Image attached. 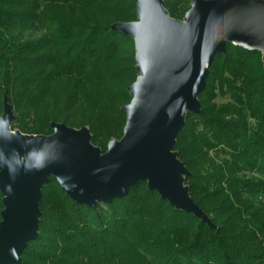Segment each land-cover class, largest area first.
Instances as JSON below:
<instances>
[{
	"label": "trees",
	"instance_id": "16d2710c",
	"mask_svg": "<svg viewBox=\"0 0 264 264\" xmlns=\"http://www.w3.org/2000/svg\"><path fill=\"white\" fill-rule=\"evenodd\" d=\"M184 20L193 0H164ZM137 0H0V116L49 136L53 123L88 127L102 152L121 139L137 81ZM219 97L228 101L219 103ZM201 112H188L175 147L185 184L211 219L176 209L147 181L96 207L56 178L42 189L38 238L21 264H264V59L229 43L215 56ZM5 209L0 190V222Z\"/></svg>",
	"mask_w": 264,
	"mask_h": 264
},
{
	"label": "water",
	"instance_id": "95a60500",
	"mask_svg": "<svg viewBox=\"0 0 264 264\" xmlns=\"http://www.w3.org/2000/svg\"><path fill=\"white\" fill-rule=\"evenodd\" d=\"M138 21L114 29L135 39L140 75L124 136L108 152L92 143L88 127L53 123L51 136L12 130V105L0 116V264H21L38 238L42 189L56 178L74 201L90 207L127 196L140 181L176 208L211 224L185 185L189 171L175 152L188 112L200 113L215 56L229 43L264 59V0H193L184 20L170 17L164 0H137Z\"/></svg>",
	"mask_w": 264,
	"mask_h": 264
},
{
	"label": "rangeland",
	"instance_id": "374dc122",
	"mask_svg": "<svg viewBox=\"0 0 264 264\" xmlns=\"http://www.w3.org/2000/svg\"><path fill=\"white\" fill-rule=\"evenodd\" d=\"M219 103H223V102H227L228 100L226 99V98H222V97H219L218 98V100H217ZM76 129V128H75ZM14 132H17V131H19V130H13ZM28 135H30V134H28ZM53 135V134H52ZM34 136H44V135H34ZM49 136H51V135H49ZM117 140H119V139H117ZM111 142V141H110ZM108 146H109V144H108ZM96 147H98V146H96ZM99 148V147H98ZM101 151H103V150H101ZM106 152H108V147H107V151ZM106 152H104V153H106ZM103 153V152H102ZM103 153V154H104ZM186 185V184H185Z\"/></svg>",
	"mask_w": 264,
	"mask_h": 264
}]
</instances>
